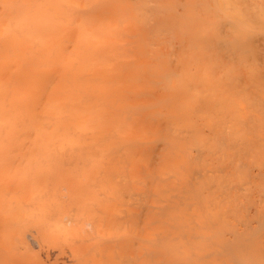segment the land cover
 I'll return each mask as SVG.
<instances>
[{"label": "bare ground", "instance_id": "bare-ground-1", "mask_svg": "<svg viewBox=\"0 0 264 264\" xmlns=\"http://www.w3.org/2000/svg\"><path fill=\"white\" fill-rule=\"evenodd\" d=\"M0 264H264V0H0Z\"/></svg>", "mask_w": 264, "mask_h": 264}]
</instances>
